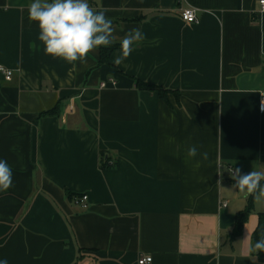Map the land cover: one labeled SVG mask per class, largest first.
Instances as JSON below:
<instances>
[{"label":"crops","instance_id":"0c3cea01","mask_svg":"<svg viewBox=\"0 0 264 264\" xmlns=\"http://www.w3.org/2000/svg\"><path fill=\"white\" fill-rule=\"evenodd\" d=\"M260 1L89 0L107 10L112 45L133 28L145 35L117 66L120 47L107 64L103 46L71 64L46 55L32 0H0V66L14 73H0V159L13 172L0 192V260L264 264L249 251L264 200L236 235L250 196L228 171L264 170ZM188 8L198 23L181 19ZM69 194L87 195L88 209Z\"/></svg>","mask_w":264,"mask_h":264},{"label":"clouds","instance_id":"9594fccd","mask_svg":"<svg viewBox=\"0 0 264 264\" xmlns=\"http://www.w3.org/2000/svg\"><path fill=\"white\" fill-rule=\"evenodd\" d=\"M106 11L93 8L89 0H32L28 5V19L38 23V39L44 46V53L71 64L83 62L99 47L107 48L114 43L112 20L105 15ZM144 39L145 35L140 29L129 30L120 40V54L114 57V64L119 66L131 55L133 45ZM32 47L35 48V44ZM260 94L264 97V93ZM260 103L261 110H264V99ZM197 155L196 146L187 150L189 158ZM200 155L208 159L207 152ZM228 171L234 181V189L245 196H253L257 201L264 200V170H252L246 174H242L239 168ZM12 184V168L6 160L0 159V192H6ZM249 251L264 252V230H261L260 238L250 246ZM0 264H8L7 259L0 260Z\"/></svg>","mask_w":264,"mask_h":264},{"label":"trees","instance_id":"16d2710c","mask_svg":"<svg viewBox=\"0 0 264 264\" xmlns=\"http://www.w3.org/2000/svg\"><path fill=\"white\" fill-rule=\"evenodd\" d=\"M119 47H120V45H111L108 48H102L101 54H100V64L109 63L112 60L113 53H114L115 49H117ZM136 83H137V87L139 89L158 92L162 99H166L167 93L169 92L168 90L163 89L159 86L150 85L148 83H144L141 81H137ZM56 114H57V108H54L48 112L43 113L42 116L56 115ZM106 164H107V161L104 162V165H106ZM73 197H74V195L69 194L70 200H72ZM253 201H254V197L250 196L247 209L245 210V212H243L242 214H239L236 217V222H237L236 228H235V234L236 235L239 234V232L241 231L242 226L244 224V221L247 218V215L251 212L252 207H253ZM261 230H264V213L260 214V216H259V225H258V228H257L255 236H254V243L260 238ZM256 257H257L259 262L264 263V252H257Z\"/></svg>","mask_w":264,"mask_h":264},{"label":"built area","instance_id":"2783aa9c","mask_svg":"<svg viewBox=\"0 0 264 264\" xmlns=\"http://www.w3.org/2000/svg\"><path fill=\"white\" fill-rule=\"evenodd\" d=\"M260 5H261V11L264 12V0L260 1ZM180 15H181V19L185 21L186 23H190V24L198 23L197 10L194 8L183 9ZM0 73L4 76L6 81H11L14 75L13 71L8 70L2 66H0ZM111 82L113 85H115V82L113 81ZM106 86H107L106 83L101 84V88H105ZM88 201H89V198L85 194L77 195L72 198L73 204L79 207L80 209H82L83 211L88 209ZM152 261H153L152 256L145 255V256L140 257L138 264H151Z\"/></svg>","mask_w":264,"mask_h":264}]
</instances>
